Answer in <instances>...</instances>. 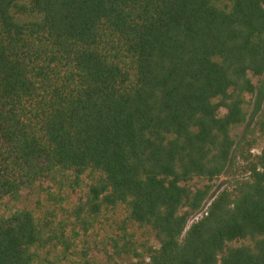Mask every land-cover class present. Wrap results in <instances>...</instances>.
<instances>
[{"label": "trees", "instance_id": "16d2710c", "mask_svg": "<svg viewBox=\"0 0 264 264\" xmlns=\"http://www.w3.org/2000/svg\"><path fill=\"white\" fill-rule=\"evenodd\" d=\"M263 78L264 0H0V264H264Z\"/></svg>", "mask_w": 264, "mask_h": 264}, {"label": "rangeland", "instance_id": "374dc122", "mask_svg": "<svg viewBox=\"0 0 264 264\" xmlns=\"http://www.w3.org/2000/svg\"><path fill=\"white\" fill-rule=\"evenodd\" d=\"M262 83L264 84V78L262 80ZM263 90H264V88L259 89L257 95L254 96L255 97L254 98V105L255 106H254V112H253L254 116L259 112V110L261 109V107L263 105V102H264V91ZM246 131H247L246 127L240 129L239 130L240 135H242V137L247 136ZM257 151H258V148L255 149V152H257ZM231 170H233V165L229 169V172L226 173L224 176H222L220 178V180L217 182V186L215 187V193L214 194H216L218 191H220L221 189H223V187H225L227 185ZM43 198H44L43 193H41L37 190H32V191L28 190V191H25L20 202H17V203L8 202L7 207H12L14 205H19V206L28 205L32 208H37V206L39 205L38 201L39 200L43 201ZM72 198L74 200L75 198H77V196L75 194H73ZM0 211H5V205L0 207ZM108 233H109L108 231H99V235L92 234V236H90V237H88V236L85 237V239H87L89 242L88 245H91L94 248V251H92L93 255H95L99 258H102V254L99 253V247H96V243L100 242L102 240V238H104L105 235Z\"/></svg>", "mask_w": 264, "mask_h": 264}]
</instances>
